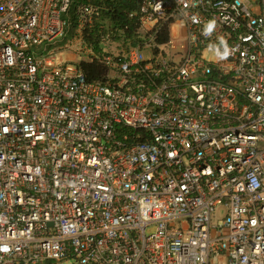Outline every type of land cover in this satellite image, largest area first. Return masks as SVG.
<instances>
[{"label": "built area", "instance_id": "built-area-1", "mask_svg": "<svg viewBox=\"0 0 264 264\" xmlns=\"http://www.w3.org/2000/svg\"><path fill=\"white\" fill-rule=\"evenodd\" d=\"M104 15L0 0V264H264V0H142L122 55Z\"/></svg>", "mask_w": 264, "mask_h": 264}, {"label": "trees", "instance_id": "trees-1", "mask_svg": "<svg viewBox=\"0 0 264 264\" xmlns=\"http://www.w3.org/2000/svg\"><path fill=\"white\" fill-rule=\"evenodd\" d=\"M85 0H74L75 3ZM105 7V15L103 23L106 25L107 32L115 39H120L125 42H130V46L137 43V21L129 17L131 12L137 11L142 0H96ZM110 28V29H109ZM99 24L89 33L87 39L95 43L96 52L102 53L101 43L103 42L104 34L99 33ZM164 37H168L165 33ZM81 66L84 68L90 79L103 78L108 68L99 60L82 61Z\"/></svg>", "mask_w": 264, "mask_h": 264}, {"label": "rangeland", "instance_id": "rangeland-1", "mask_svg": "<svg viewBox=\"0 0 264 264\" xmlns=\"http://www.w3.org/2000/svg\"><path fill=\"white\" fill-rule=\"evenodd\" d=\"M76 33V30H69L66 37V42L71 43H77L76 38L74 37ZM90 42V40H87ZM59 48H57V51L54 52L57 57L63 58L65 61H79L81 59H87L89 55L84 53H79L78 51L67 49L63 45V41L59 42L57 44ZM102 48V52H108L113 55L117 54H125L126 50L130 47V42H125L120 39H115L113 36L110 35V37H107L106 41L101 44L100 46ZM222 214L224 213V210L221 211ZM50 264H68L65 260L62 261H54Z\"/></svg>", "mask_w": 264, "mask_h": 264}, {"label": "clouds", "instance_id": "clouds-1", "mask_svg": "<svg viewBox=\"0 0 264 264\" xmlns=\"http://www.w3.org/2000/svg\"><path fill=\"white\" fill-rule=\"evenodd\" d=\"M193 19L195 20V18H193ZM215 25H216V22L214 19L208 20L203 27V33L210 35L213 32V30L215 29ZM209 47H210V49L215 50L216 55L220 59H226L227 56L230 54L229 46H228L227 41L224 37H219V45H210ZM221 47L223 48L222 52L220 51ZM0 251L6 252V251H8V249L6 247H4V248H0Z\"/></svg>", "mask_w": 264, "mask_h": 264}]
</instances>
